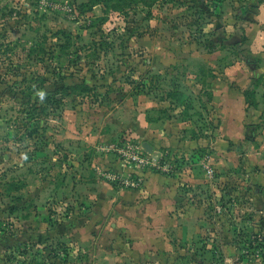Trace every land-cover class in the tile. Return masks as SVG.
<instances>
[{
  "label": "rangeland",
  "instance_id": "1",
  "mask_svg": "<svg viewBox=\"0 0 264 264\" xmlns=\"http://www.w3.org/2000/svg\"><path fill=\"white\" fill-rule=\"evenodd\" d=\"M259 2L0 0V264H264V74L258 107L207 83L235 64L252 76ZM157 125L165 139L140 137ZM112 144L160 166L117 189L145 172L175 182L179 230L153 225L142 254L111 228L119 198L101 208L102 174L130 173Z\"/></svg>",
  "mask_w": 264,
  "mask_h": 264
},
{
  "label": "crops",
  "instance_id": "2",
  "mask_svg": "<svg viewBox=\"0 0 264 264\" xmlns=\"http://www.w3.org/2000/svg\"><path fill=\"white\" fill-rule=\"evenodd\" d=\"M250 19L252 20V23L249 24L251 27L245 29V44L250 51V58L248 61L250 63L257 61V64L254 63L251 68L249 67L252 76H250V78L246 77V80L242 81L241 79H237L234 74L238 73L239 76L242 74V77L247 74L246 69L240 64L224 68L222 77L214 76L212 79H208L207 81V83L210 84V92L212 93L214 100L225 99L227 96L234 94L238 99L236 100V102L238 101V104L243 106L245 104L248 105L245 101L244 91L249 89L252 90L254 94V99H252L253 103L257 107L259 105V94H263V90L260 89L261 84L258 83V78L260 75L264 74V0L257 3L255 13ZM231 82L237 84L239 88L234 90V88L229 85ZM262 88L264 89V86H262ZM260 91L261 93H259ZM223 108L225 110V106H220L218 109L220 115L223 114ZM258 117L259 111L256 110L254 118ZM159 121L160 120L156 119V122H150V124L158 123ZM130 127H135L134 123L130 124ZM150 134L157 136V138L165 139L168 131H166L165 128H160L158 125L152 130L142 129V133L139 131L141 138H145ZM143 142L146 148L150 149L149 153L153 156L156 152L162 153V150L157 147V145L154 146L153 144H148L146 141ZM106 162L104 161L103 163H111V165L115 166V168H120L119 164L115 161H108L109 163ZM126 170L127 172H134L131 171L132 169L127 167ZM137 174L139 177V174L141 173ZM142 179L143 186L140 189H137L138 191L134 190L135 192H127L125 190L117 189V184L115 182L105 180L112 187H108L106 189L101 203V208L105 209V205L111 206V204H113L111 200H114L115 197L119 198V202L122 203V207L120 205L115 206L116 210H111V216L108 220L110 219L112 230H118L121 226L124 232H127L128 229L130 233L129 237L131 238L129 243L132 246V252L135 254H142L143 252H146V250L149 249V246L154 244V239H149V232L153 225L158 224L161 228H169L171 226L170 228L172 230H179L177 223H175V218H172V215L179 213L177 210L178 195H176V191L174 190V188H176L174 180L155 172H145ZM110 206L108 208H110ZM126 211L134 213L136 218H131L130 220V218L123 214L126 213ZM137 213H141V216L137 217ZM168 220H171L169 226H167ZM162 239L164 241V245H167V238L165 235L162 236ZM146 246L148 248H145Z\"/></svg>",
  "mask_w": 264,
  "mask_h": 264
},
{
  "label": "built area",
  "instance_id": "3",
  "mask_svg": "<svg viewBox=\"0 0 264 264\" xmlns=\"http://www.w3.org/2000/svg\"><path fill=\"white\" fill-rule=\"evenodd\" d=\"M112 149L116 152L118 160L121 161V168H130L135 172H138L140 169L145 167H157L156 163L153 162L152 158L146 153V151L141 146L127 144L120 147L119 145H110L107 147V150ZM118 171V170H116ZM106 171L105 174H102V178L110 182H119L125 188H138L141 184V180L138 177L137 173L130 172L128 174H123L120 171Z\"/></svg>",
  "mask_w": 264,
  "mask_h": 264
},
{
  "label": "trees",
  "instance_id": "4",
  "mask_svg": "<svg viewBox=\"0 0 264 264\" xmlns=\"http://www.w3.org/2000/svg\"><path fill=\"white\" fill-rule=\"evenodd\" d=\"M250 91L251 90H249V89L245 90L244 91V97L246 98L245 101L248 105H253L254 103H253L252 99H250L253 91H251V92Z\"/></svg>",
  "mask_w": 264,
  "mask_h": 264
},
{
  "label": "water",
  "instance_id": "5",
  "mask_svg": "<svg viewBox=\"0 0 264 264\" xmlns=\"http://www.w3.org/2000/svg\"><path fill=\"white\" fill-rule=\"evenodd\" d=\"M221 26H222V24H221L220 20L217 19V20L215 21V23H214V27H215V29H216V28H219V27H221ZM144 147H146V146H144ZM146 149H147V148H146ZM147 151L149 152L150 149H147Z\"/></svg>",
  "mask_w": 264,
  "mask_h": 264
}]
</instances>
